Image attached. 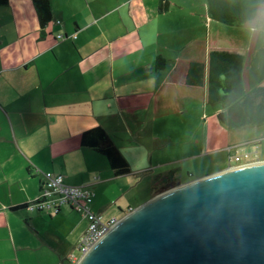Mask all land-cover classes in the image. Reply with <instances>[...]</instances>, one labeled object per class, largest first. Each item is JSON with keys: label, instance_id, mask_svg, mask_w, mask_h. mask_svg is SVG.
I'll use <instances>...</instances> for the list:
<instances>
[{"label": "crops", "instance_id": "crops-1", "mask_svg": "<svg viewBox=\"0 0 264 264\" xmlns=\"http://www.w3.org/2000/svg\"><path fill=\"white\" fill-rule=\"evenodd\" d=\"M48 1L51 20L43 32L33 0L0 3V264H70L68 254L77 250L87 223L80 212L69 205L48 212L22 208L37 197L44 172L88 187L91 211L108 220L116 217L115 208L126 214L161 193L154 191L156 178L169 175L180 185L184 170L200 169L192 164L197 159L227 151L231 161V150L249 143L254 150L245 152L256 155L264 140V123L226 130L208 121L197 151L188 152L195 138L176 140L173 160L156 161L173 140L139 129L150 110L153 119L164 113L171 90L187 86L189 61L206 60L212 49L247 55L254 30H264V5L242 34L210 18L205 0H168L163 12L159 0ZM230 40L242 50L227 47ZM158 55L167 59L162 70L155 67ZM97 125L122 150L129 172L114 175L102 154L81 145V133ZM238 129L241 137L234 136ZM135 149L144 151L148 166H133ZM219 159L218 171L231 167ZM108 170L116 177L133 174L114 197Z\"/></svg>", "mask_w": 264, "mask_h": 264}, {"label": "water", "instance_id": "water-1", "mask_svg": "<svg viewBox=\"0 0 264 264\" xmlns=\"http://www.w3.org/2000/svg\"><path fill=\"white\" fill-rule=\"evenodd\" d=\"M75 264H264V160L155 195Z\"/></svg>", "mask_w": 264, "mask_h": 264}, {"label": "trees", "instance_id": "trees-1", "mask_svg": "<svg viewBox=\"0 0 264 264\" xmlns=\"http://www.w3.org/2000/svg\"><path fill=\"white\" fill-rule=\"evenodd\" d=\"M3 2L5 0H0V3ZM205 2L210 18L224 25L240 27L252 26L264 5V0ZM33 5L43 32V28L51 20L50 3L48 0H33ZM168 5V0H159L158 10L163 12L167 10ZM252 38L247 55L235 50L212 49L208 52L206 60H191L187 63L185 85L205 86L206 101L222 104L216 117L230 129L264 123V86L260 85L264 77V72L260 70L264 67V30H254ZM166 64V58L161 55L156 57V69L162 70ZM80 143L102 154L114 175L129 172L130 166L126 156L103 126L97 125L84 130L80 135ZM176 185L175 179L166 175L156 178L153 187L155 192H162ZM27 207L28 205L22 206L28 209Z\"/></svg>", "mask_w": 264, "mask_h": 264}, {"label": "rangeland", "instance_id": "rangeland-1", "mask_svg": "<svg viewBox=\"0 0 264 264\" xmlns=\"http://www.w3.org/2000/svg\"><path fill=\"white\" fill-rule=\"evenodd\" d=\"M218 24L221 27H225V29L229 30L228 31L229 33L241 32L242 34H244L245 33L244 31H246L245 28H242L240 26L224 25L221 23H218ZM234 45L236 47L238 46L237 50H242L241 44L237 45V43L235 41L233 42V40L226 42L227 47L232 46V48H236V47H233ZM171 91H172L171 93L169 92L167 94L168 97H170V101L168 104L169 106H167V108H165L164 113L161 116H157V114H156L154 119H153L152 118V116H153L152 110H150L149 111L150 115H149V118L147 117V121L145 123V126H143L141 124L139 125V129H141V130L144 129L143 133H145L147 131V133L150 134V132H152L153 134L161 135V138L162 137L164 138V136H165L167 138H170V140H173L171 142V144L169 146H167V148L169 147L168 148L169 150L167 149L164 152L165 155H162V154L157 155L156 154L157 155V157L155 159L156 161L160 160V158H164L165 156L167 157V160H173V158L175 157V154L173 152L174 149L172 146L175 145L174 142L176 140L181 141V140L185 139V140L192 141L193 138H195L196 141H192V144L190 146L188 145V149H189L188 152L193 153V152L197 151L198 147L196 148V146L198 145L199 140L202 139L204 134H206V130H207L206 126H207V123H209L210 121H215L216 123H218L217 127H219V128H223L226 130L228 128L225 124L221 123L216 117V111L218 109L222 108V104L220 102H216V103L207 102L206 97H205L206 93L204 94V92H205L204 87L191 88L189 86H180V87L177 86L174 89V91L173 90H171ZM229 131H234V130H229ZM234 136L241 137L242 136L241 130L240 129L235 130ZM221 137H223V136H221ZM170 147H172V148H170ZM259 147L257 149L256 155L253 153L252 154L250 153L251 155H249L248 157L242 156L241 162L244 163V162L251 160V159L255 160L258 158L259 159L264 158V140H263V143L261 144V146H259ZM251 148H252V150H254V146L252 145V143H249L247 145V148L245 145L244 146L242 145V146L237 147V148H233L231 150V154H233L231 161H229V159H228L227 151L226 152L220 151L217 153L218 157H215V158L211 157L210 159H207L205 161H199L197 159L196 162H193L192 164L196 163L195 166L197 168H200V169L197 170V172L195 174L192 173L190 171V169L184 170V174H183L182 179L185 180L184 182H188L190 180L197 179L199 177L217 172L218 166H221V165H220V163H216V162H220L219 158H221L222 156L224 157V160H225L223 163L224 166L237 165L238 162H236L234 160L233 156L237 155V154H243L246 149L250 150ZM139 153H141V156L139 155ZM234 153H236V154H234ZM143 154H144V151L142 152V151L136 150V149L132 151V155L130 156V160L133 161V163H134L133 166H135L136 164L139 166H148L149 165L147 163V160H146L147 157H145ZM105 161L107 162V160H105ZM239 164H240V162H239ZM165 166H170V165L166 164ZM165 166L163 165L160 168H158L157 170L155 169L154 172L157 173L158 171L162 170ZM185 166L187 168L190 167V162L187 161L185 163ZM210 170H214V171H211V173L207 172ZM108 171H110V173H111V175H110L111 180L108 182V184H110L109 193H112L111 196L114 197L115 193L117 195L121 193L122 188H126V187L130 186V184H131V178H130L131 176L130 175H133V174H129L128 176L116 177L112 174L111 170H108ZM150 172H153V170H150ZM145 174H142V175H144V177H146ZM69 185H73V184H69ZM130 199H131L130 194H128L127 196L124 197V200H130ZM142 202H144V201H142ZM117 208H115L116 212H117L116 217L122 218L125 214H123V212H121V211H118ZM135 208L136 207H134L132 209H135ZM132 209H130L129 211H131ZM80 215L82 218H85L81 213H80ZM86 225H87V223H86ZM84 230H85V228H84ZM82 232H81V234H82ZM79 236H78V238H79ZM78 238H77V240H78ZM77 240H76V242H77ZM72 251H70V254H76L78 256L80 255L78 250H74V252H72Z\"/></svg>", "mask_w": 264, "mask_h": 264}, {"label": "built area", "instance_id": "built-area-1", "mask_svg": "<svg viewBox=\"0 0 264 264\" xmlns=\"http://www.w3.org/2000/svg\"><path fill=\"white\" fill-rule=\"evenodd\" d=\"M242 156L248 157V152L234 155L233 158L239 162ZM43 175L44 180L41 182L39 193L27 208L48 212L57 211L62 205H69L87 219L85 230L75 244L80 255L69 254L67 257L70 264H75L80 256L118 221V218L104 220L100 213L91 211L89 205L93 192L85 185H69L64 182L62 174L51 171L44 172Z\"/></svg>", "mask_w": 264, "mask_h": 264}]
</instances>
